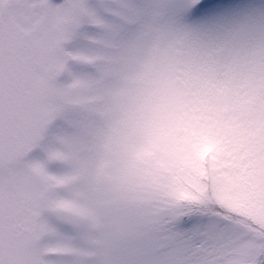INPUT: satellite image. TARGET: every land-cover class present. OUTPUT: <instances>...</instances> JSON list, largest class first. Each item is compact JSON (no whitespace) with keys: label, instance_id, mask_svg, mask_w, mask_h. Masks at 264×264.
<instances>
[{"label":"snow or ice","instance_id":"6c2138e0","mask_svg":"<svg viewBox=\"0 0 264 264\" xmlns=\"http://www.w3.org/2000/svg\"><path fill=\"white\" fill-rule=\"evenodd\" d=\"M0 264H264V0H0Z\"/></svg>","mask_w":264,"mask_h":264}]
</instances>
